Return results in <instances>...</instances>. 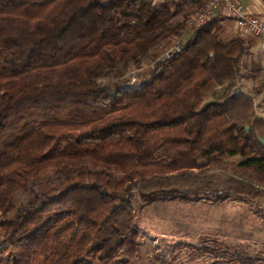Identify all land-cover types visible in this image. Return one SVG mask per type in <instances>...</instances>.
Returning <instances> with one entry per match:
<instances>
[{
	"label": "trees",
	"instance_id": "16d2710c",
	"mask_svg": "<svg viewBox=\"0 0 264 264\" xmlns=\"http://www.w3.org/2000/svg\"><path fill=\"white\" fill-rule=\"evenodd\" d=\"M203 3L0 0V264H131L136 199L264 197V117L237 83L260 72L218 18L185 30Z\"/></svg>",
	"mask_w": 264,
	"mask_h": 264
},
{
	"label": "rangeland",
	"instance_id": "374dc122",
	"mask_svg": "<svg viewBox=\"0 0 264 264\" xmlns=\"http://www.w3.org/2000/svg\"><path fill=\"white\" fill-rule=\"evenodd\" d=\"M182 4L188 10L194 6L193 2ZM175 19L181 20L182 15ZM180 40L165 39L154 47L156 60ZM252 59L245 57L241 69H255ZM153 62L145 57L141 67H130L125 75L129 83L137 84L145 78ZM113 80L107 78L100 83ZM237 83L247 94L252 92L251 80ZM240 159L236 156L228 160L236 163ZM210 174L221 180L239 179L231 171L212 170ZM46 177L29 180L27 187L16 193L17 202L24 201L31 185H42ZM133 208L143 235L139 253L131 258V264H157L155 254L163 255L171 264H264V197L216 198L205 194L190 199L158 197L149 203L136 199Z\"/></svg>",
	"mask_w": 264,
	"mask_h": 264
},
{
	"label": "built area",
	"instance_id": "2783aa9c",
	"mask_svg": "<svg viewBox=\"0 0 264 264\" xmlns=\"http://www.w3.org/2000/svg\"><path fill=\"white\" fill-rule=\"evenodd\" d=\"M153 5H158L164 2H193L196 0H146ZM223 11L233 22L237 29L243 30L244 33L252 36L262 37L264 40V20L251 12L239 0H204L202 7L193 13L187 21L185 30L192 32L201 27L211 18L215 17L218 12ZM181 48L180 43L176 42L165 56H169L172 52H177ZM264 117V107L259 111Z\"/></svg>",
	"mask_w": 264,
	"mask_h": 264
},
{
	"label": "crops",
	"instance_id": "0c3cea01",
	"mask_svg": "<svg viewBox=\"0 0 264 264\" xmlns=\"http://www.w3.org/2000/svg\"><path fill=\"white\" fill-rule=\"evenodd\" d=\"M239 2L264 20V0H239ZM215 17L220 20L222 25L220 32V38L222 40H228L240 36L249 47V56L253 57L252 60L254 64H256L254 68L258 69L260 72V75L256 80H251L252 92L249 95L255 102L256 112L261 115L259 111L264 107V40L262 37L252 36L244 33L243 30L237 29L233 20H231L222 10L218 12Z\"/></svg>",
	"mask_w": 264,
	"mask_h": 264
},
{
	"label": "water",
	"instance_id": "95a60500",
	"mask_svg": "<svg viewBox=\"0 0 264 264\" xmlns=\"http://www.w3.org/2000/svg\"><path fill=\"white\" fill-rule=\"evenodd\" d=\"M235 91H236V90L233 91L232 95H234ZM208 104H209V103H207L206 106H207ZM259 141H260L261 143H264V138H261V137H260V138H259Z\"/></svg>",
	"mask_w": 264,
	"mask_h": 264
}]
</instances>
